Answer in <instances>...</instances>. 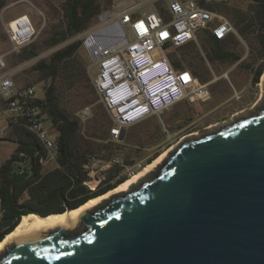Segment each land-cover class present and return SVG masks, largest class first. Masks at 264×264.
<instances>
[{"label":"water","instance_id":"obj_1","mask_svg":"<svg viewBox=\"0 0 264 264\" xmlns=\"http://www.w3.org/2000/svg\"><path fill=\"white\" fill-rule=\"evenodd\" d=\"M155 167L84 209L77 228L13 239L0 264H264V101L182 140ZM7 204L15 215L36 213L18 210L8 193Z\"/></svg>","mask_w":264,"mask_h":264},{"label":"trees","instance_id":"obj_2","mask_svg":"<svg viewBox=\"0 0 264 264\" xmlns=\"http://www.w3.org/2000/svg\"><path fill=\"white\" fill-rule=\"evenodd\" d=\"M106 5L111 0H104ZM248 12L234 6H227L224 0L212 4V9L229 16L239 36L253 39L264 56V0H247ZM3 6L0 3V8ZM101 0H63L60 28L49 30L17 52V58L25 61L37 56L43 49L55 47L72 38L88 27L102 10ZM81 41L68 42L56 48L47 57L38 60L33 66L38 80H48L43 97L36 99L41 112L59 131L57 165L44 169L41 158L45 149L36 135L20 121H9L8 134L1 138L15 143L7 158L0 163V195L3 199L4 214L0 218V239L11 231L17 222L16 215L7 204V193L14 207L32 209L39 215L61 212L76 207L89 198L100 195L116 187L128 178L122 166L113 163L104 172L95 189H90L85 181L87 170L83 164L88 153H94L106 160L117 149L118 142L110 139L111 121L102 103L94 110L84 124L76 113L78 108L98 102L97 93L88 72V62L79 54ZM240 40L230 33L224 38H216L208 29L199 32L197 40H191L168 54L174 68H188L199 82H207L212 74L209 65H231L241 58ZM250 68V64H245ZM264 71V61L253 68L252 81H259ZM2 107H4L2 105ZM125 133L122 140H124ZM27 159L29 169L25 176L10 182L14 176L16 161ZM148 158L145 164L152 161ZM124 164H133L127 156ZM26 193V197L22 198Z\"/></svg>","mask_w":264,"mask_h":264},{"label":"built area","instance_id":"obj_3","mask_svg":"<svg viewBox=\"0 0 264 264\" xmlns=\"http://www.w3.org/2000/svg\"><path fill=\"white\" fill-rule=\"evenodd\" d=\"M220 0H112L93 22L80 32L82 48L86 51L88 72L92 85L102 103L111 126L110 139L121 142L125 129L145 118L158 115L182 99L204 102L211 96L209 83L199 82L188 68H174L168 54L208 29L216 38L238 35L231 20L211 6ZM3 30L18 52L31 42L36 29L28 13L17 14L3 22ZM227 77L228 72L223 74ZM233 87V85H232ZM233 96L239 94L233 87ZM41 98L32 85L18 86L7 70L5 53H0V109L6 111L8 121L23 122L43 145L46 155L41 163L55 160L58 154L59 131L52 128L35 102ZM2 105L4 107H2ZM89 105L78 110L85 119L90 115ZM117 163L130 176L141 163L124 164L121 158H112L106 164L94 153L87 154L83 164L87 170L85 181L95 189L101 177L98 171ZM27 159L16 161L13 173L25 174ZM4 214L0 195V218Z\"/></svg>","mask_w":264,"mask_h":264},{"label":"rangeland","instance_id":"obj_4","mask_svg":"<svg viewBox=\"0 0 264 264\" xmlns=\"http://www.w3.org/2000/svg\"><path fill=\"white\" fill-rule=\"evenodd\" d=\"M101 2L104 7L102 9L109 6L104 0ZM224 2L227 6H234L244 12H248L250 9V3L247 0H224ZM0 3L3 4L0 8V53L6 55L7 70L18 86L32 85L36 94L43 97L45 86L49 81L38 80V73L32 69V66L38 60L47 58L56 48L70 41L80 40V33L55 47L43 49L33 58L20 61L17 58V52L11 51V45L3 30V22L11 18L10 15L15 14V12L16 14L28 13L36 29L34 39L40 38L51 29L60 28L63 0H0ZM228 18L230 19L229 16ZM254 36L255 32L251 33L249 40L237 35L242 52L241 58L237 62L226 66L209 65L212 74L211 79L214 75L217 76L216 80L209 83L211 90L209 99L204 102L196 101L193 103L187 99H182L160 114L149 116L128 126L124 131L126 138L117 143L118 150L116 149L112 153L111 158L118 157L124 160L129 156V158L134 159V163H141L142 168H144L148 158L155 159L161 152L168 149L169 151L172 150L186 137L200 136L207 131L216 130L228 122L240 118L241 115L253 113L259 108L264 101V86H262L261 77L258 82L254 83L252 76L253 68L264 61V56L260 54L259 45L253 39ZM78 52L87 62L89 61L88 55L81 45ZM247 63L250 64V68L245 66ZM225 72H228L227 77L223 75ZM232 85L237 90L239 98L233 96ZM100 103L98 100L95 104H87L91 109L87 118H90ZM78 110L75 114L78 113ZM87 118H80L81 123L84 124ZM7 134L5 129L0 127V163L9 156L15 146L12 141L1 139ZM103 173L104 171H102Z\"/></svg>","mask_w":264,"mask_h":264},{"label":"bare ground","instance_id":"obj_5","mask_svg":"<svg viewBox=\"0 0 264 264\" xmlns=\"http://www.w3.org/2000/svg\"><path fill=\"white\" fill-rule=\"evenodd\" d=\"M261 82H262V86H264V72L261 75ZM250 114L246 113V114L241 115V117H245ZM230 123H232V121L228 122V124ZM211 131H214V130H210L207 132H211ZM189 137H194V136H188L186 138H189ZM170 151L168 149V150L161 152L157 157H155V159H153L150 163L146 164L144 168L141 167L142 169L135 171L133 174L128 176L127 179L119 183L113 189H110L106 191L105 193L100 194L98 196L89 198L87 201H85L84 203H82L80 206L76 208H73L71 210H66L64 212L51 213L47 216H41L36 213L23 214L20 217V220L18 221L16 226L12 229V231L8 232L4 236V238L0 241V254L4 252L6 246L10 244L13 239L18 238L20 236L33 233V232L49 230L57 226H60L61 224H63L66 228H70L71 226H73L74 228H77L81 224L79 214L84 209H91L99 205L105 199L111 196V194L113 193L129 191L131 189L132 184H139L141 181L147 179L148 178L147 176L149 175V173L155 168V166L158 165L159 162H161V160Z\"/></svg>","mask_w":264,"mask_h":264},{"label":"crops","instance_id":"obj_6","mask_svg":"<svg viewBox=\"0 0 264 264\" xmlns=\"http://www.w3.org/2000/svg\"><path fill=\"white\" fill-rule=\"evenodd\" d=\"M15 15H17L16 14V12H15V14H11L10 16L11 17H13V16H15ZM9 16V17H10ZM9 119H8V116H7V113H6V111L5 110H3V109H0V127L2 128V129H5V131L8 133V131H9V129H10V127H9V121H8ZM48 123L49 124H51L52 125V123H50V121L48 120ZM51 125H49V126H51ZM14 143V142H13ZM15 144V143H14ZM15 147V146H14ZM98 156V155H97ZM98 158L100 159V164H106L109 160H111L112 158H110V159H108V160H106V159H104V158H102V157H99L98 156ZM113 164V163H112ZM42 165H43V168L44 169H51V168H54L56 165H57V161H55V160H47L45 163H42ZM111 165V164H110ZM110 165L109 166H107V167H105V165L103 166L104 168H102L101 170H99L98 171V173H97V175H99V177H101V179H102V177H103V175H104V173L102 174V171H106L109 167H110ZM101 181V180H100ZM99 181V182H100ZM26 197V193H24L23 194V196H22V198H25Z\"/></svg>","mask_w":264,"mask_h":264},{"label":"flooded vegetation","instance_id":"obj_7","mask_svg":"<svg viewBox=\"0 0 264 264\" xmlns=\"http://www.w3.org/2000/svg\"><path fill=\"white\" fill-rule=\"evenodd\" d=\"M18 210H23V209H22V208H18ZM21 216H22V215H16V217H17V222L19 221V218H20ZM4 236H5V235H4ZM4 236H3V237H4ZM3 237H2V238H3Z\"/></svg>","mask_w":264,"mask_h":264}]
</instances>
